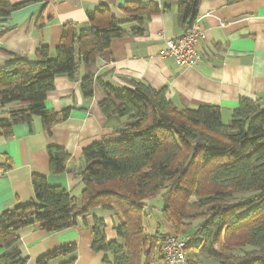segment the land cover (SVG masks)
<instances>
[{
  "label": "trees",
  "instance_id": "16d2710c",
  "mask_svg": "<svg viewBox=\"0 0 264 264\" xmlns=\"http://www.w3.org/2000/svg\"><path fill=\"white\" fill-rule=\"evenodd\" d=\"M176 1L180 25L187 29L198 18L201 0ZM18 8L0 0V17ZM123 11L137 24L131 33L142 35L141 17L157 14L160 8L129 3ZM88 21V28L64 27L54 57L50 48L40 47L35 62L17 57L0 70V111H8L7 117H0V136L10 138L14 126L30 124L35 117L41 118L50 136L69 117V110L57 113L45 106L55 78L77 79L79 62L94 63L112 40L127 33L125 23L114 19L105 6ZM94 82L93 77L82 82L87 98L93 96ZM99 84L105 94L103 113L126 117L129 124L116 139L84 150L80 200L60 187H50L44 176L33 175L35 201L0 216V264H28V257L18 249L21 230L61 232L94 209L116 212L122 218L115 228L120 242H108L104 221L95 219V251L111 254L113 264H166L162 249L167 236L149 235L144 228L148 201L158 196L162 215L176 235L190 237L195 230L193 238L199 245L194 246L190 237L189 259L196 251L218 264H264V107L242 99L225 124L219 107L179 109L165 89L136 81L122 89ZM48 154L51 173H66L69 156L64 149L50 146ZM10 169L11 164L3 170ZM76 252L75 245L62 247L38 264Z\"/></svg>",
  "mask_w": 264,
  "mask_h": 264
},
{
  "label": "crops",
  "instance_id": "0c3cea01",
  "mask_svg": "<svg viewBox=\"0 0 264 264\" xmlns=\"http://www.w3.org/2000/svg\"><path fill=\"white\" fill-rule=\"evenodd\" d=\"M20 7L8 17H0V70L17 57L36 61V51L48 47L52 56L60 45L64 27L74 24L88 28V16L105 6L117 21L125 23L127 33L111 41L110 48L92 64L79 62L77 79L57 76L45 106L61 113L49 136L41 118L13 127L10 138L0 136V216L35 201L33 175L46 178L50 187H60L81 199L84 184L80 171L85 167L83 152L104 140L116 139L129 124L126 117L106 116L101 110L105 94L99 82L117 89L142 82L155 90H166L167 98L179 109L195 110L203 105L219 107L225 123L242 99L264 107V0H201L198 19L205 35L199 42L202 61L195 67H179L171 57H161L166 40L184 34L176 0H8ZM129 3L155 5L160 12L144 21L142 35L131 33L136 22L123 11ZM104 23V17L97 18ZM42 25V26H41ZM224 25V26H223ZM76 58L79 61L77 51ZM94 78L93 96L87 98L82 82ZM58 146L68 154L66 173L50 171L48 148ZM9 164L12 169L5 171ZM163 203L148 211L144 223L147 234H175L162 215ZM105 223L108 242H120L115 230L122 222L116 212L94 209L76 226L48 233L26 228L18 233V249L28 264L62 247L75 245L77 252L49 264H113L109 253L93 249L95 219ZM166 237V238H167ZM189 256V252H188ZM190 260V259H189ZM166 263V262H165Z\"/></svg>",
  "mask_w": 264,
  "mask_h": 264
},
{
  "label": "built area",
  "instance_id": "2783aa9c",
  "mask_svg": "<svg viewBox=\"0 0 264 264\" xmlns=\"http://www.w3.org/2000/svg\"><path fill=\"white\" fill-rule=\"evenodd\" d=\"M224 26V25H223ZM205 40V35L197 18L184 34L166 40V48L161 57H171L179 67H195L202 61L198 44ZM191 238L186 235H170L163 243V254L166 264H189L188 248Z\"/></svg>",
  "mask_w": 264,
  "mask_h": 264
},
{
  "label": "rangeland",
  "instance_id": "374dc122",
  "mask_svg": "<svg viewBox=\"0 0 264 264\" xmlns=\"http://www.w3.org/2000/svg\"><path fill=\"white\" fill-rule=\"evenodd\" d=\"M7 112H4V111H0V117H7ZM230 121H226L225 124H228ZM162 203V197L161 196H158L154 199H151L148 201V210L149 211L150 209L152 211H154V214H156L155 212V209L157 208V206L160 204L161 205ZM197 225V223H195ZM190 237L193 238V236H195V230H192L191 233H190ZM189 236V234H188ZM194 239V242H193V245L194 246H198L199 245V241L196 239V238H193ZM188 259H189V256H188ZM190 259L192 261V264H218L217 261H215L214 259H210L208 257H206L205 255L199 253V252H191L190 253Z\"/></svg>",
  "mask_w": 264,
  "mask_h": 264
}]
</instances>
